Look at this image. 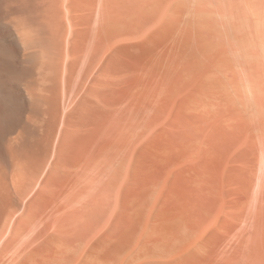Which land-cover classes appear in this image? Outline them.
Instances as JSON below:
<instances>
[{
    "label": "bare ground",
    "instance_id": "1",
    "mask_svg": "<svg viewBox=\"0 0 264 264\" xmlns=\"http://www.w3.org/2000/svg\"><path fill=\"white\" fill-rule=\"evenodd\" d=\"M219 13L264 39V0H0V264H264V57L242 110Z\"/></svg>",
    "mask_w": 264,
    "mask_h": 264
},
{
    "label": "clouds",
    "instance_id": "2",
    "mask_svg": "<svg viewBox=\"0 0 264 264\" xmlns=\"http://www.w3.org/2000/svg\"><path fill=\"white\" fill-rule=\"evenodd\" d=\"M214 19L220 41L234 69L236 103L242 110L254 109L258 88L245 69L246 65L264 57V39L257 40L250 35L253 28L250 18L219 13ZM255 27L259 30L264 25L257 21Z\"/></svg>",
    "mask_w": 264,
    "mask_h": 264
},
{
    "label": "rangeland",
    "instance_id": "3",
    "mask_svg": "<svg viewBox=\"0 0 264 264\" xmlns=\"http://www.w3.org/2000/svg\"><path fill=\"white\" fill-rule=\"evenodd\" d=\"M20 86L22 87V85H20V84H18V85L16 86V92H17V96H18V98L20 99V101L23 102V101H22L21 92H20V90H21V87H20ZM19 107L22 108L23 105H20ZM21 108H20V109H21ZM21 114H22V116H21ZM21 117H23V113H20V120L18 119V121H19L18 124H19V125L22 124V122H23V121H22L23 118H21ZM18 131H19V128H17L16 132H18Z\"/></svg>",
    "mask_w": 264,
    "mask_h": 264
}]
</instances>
